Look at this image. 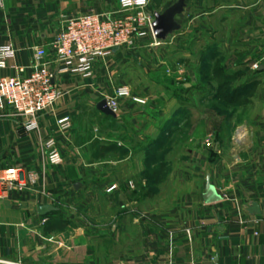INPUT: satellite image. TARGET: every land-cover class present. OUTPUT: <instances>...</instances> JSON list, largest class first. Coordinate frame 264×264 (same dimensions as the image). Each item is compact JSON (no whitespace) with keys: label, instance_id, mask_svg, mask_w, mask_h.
<instances>
[{"label":"crops","instance_id":"1","mask_svg":"<svg viewBox=\"0 0 264 264\" xmlns=\"http://www.w3.org/2000/svg\"><path fill=\"white\" fill-rule=\"evenodd\" d=\"M118 3L5 0L0 48L16 56L0 78L31 67L36 49L50 52L67 18ZM176 22L156 46L147 38L98 60L91 78H57L65 96L34 133L0 108V168L23 169V183L37 176L0 201V264H264V0H184ZM180 63L185 71L171 69ZM122 86L147 104L123 100L115 118L102 114ZM64 116L73 128L61 135ZM50 137L60 167L43 151Z\"/></svg>","mask_w":264,"mask_h":264},{"label":"built area","instance_id":"2","mask_svg":"<svg viewBox=\"0 0 264 264\" xmlns=\"http://www.w3.org/2000/svg\"><path fill=\"white\" fill-rule=\"evenodd\" d=\"M4 2L0 0V7ZM150 4L151 0H119L116 12H89L67 18L61 33L51 44L50 52L45 48L36 49L31 67L16 68L15 76L0 78V108L22 117L21 127L25 133L38 131L43 114L55 108L65 96V91L56 84L57 78L68 75L91 78L95 63L116 51L139 48L140 42L147 38H151L149 46L158 45L153 33L155 18L149 11ZM15 56L12 46L0 48V71L7 70ZM259 68V64L253 65L254 70ZM123 100L146 105V101L136 97L128 86L118 88L113 97L106 99L116 115ZM57 127L59 134L66 135L73 128V119L64 116L57 121ZM206 145H213L212 138L206 140ZM43 151L50 166L64 164L56 137L43 143ZM23 174L20 168H0V201L13 190L23 192L37 183L34 172L28 174L27 183H23ZM116 189L117 186H112L108 192Z\"/></svg>","mask_w":264,"mask_h":264},{"label":"water","instance_id":"3","mask_svg":"<svg viewBox=\"0 0 264 264\" xmlns=\"http://www.w3.org/2000/svg\"><path fill=\"white\" fill-rule=\"evenodd\" d=\"M184 11V0H179L177 4L165 12L163 15H156L155 21L153 23V33L157 41L162 42L167 39V37L173 34L177 29V17ZM97 109L106 116L116 117L117 115L108 107L106 100L101 101ZM213 192L209 190L207 192V200L213 202ZM51 211L50 207H43L40 210L41 215H45L47 212Z\"/></svg>","mask_w":264,"mask_h":264},{"label":"rangeland","instance_id":"4","mask_svg":"<svg viewBox=\"0 0 264 264\" xmlns=\"http://www.w3.org/2000/svg\"><path fill=\"white\" fill-rule=\"evenodd\" d=\"M170 2V0H151V4H150V7H149V11H150V13L152 14V11H154V10H159V9H164V6L166 5V4H168ZM150 41H151V39H149ZM162 43H160V45H161ZM149 45H151V44H149ZM200 49H195V51H197V52H200L199 51ZM126 51H129V50H126ZM203 66V65H202ZM137 67H139V66H137ZM163 66H160V67H156L155 68V70L157 71V72H159V71H161V68H162ZM173 68H177L178 70H184L185 69V65L184 64H177V65H175V67L174 66H171V69L173 70ZM201 68V65H200V67H199V70H201L200 69ZM143 70V69H142ZM165 70V71H164ZM163 70V72L166 74V76H168L169 74H171L170 72H171V70H170V67L168 66L166 69H164ZM186 70V69H185ZM184 70V71H185ZM149 73H147L146 75H147V79H151L150 78V75H148ZM146 75L143 73L142 74V79L144 80L145 78H146ZM145 83V82H144ZM145 86H146V83L144 84ZM143 85V86H144ZM144 86V87H145ZM129 87V86H128ZM142 87V86H141ZM130 88V87H129ZM131 89V88H130ZM144 88L142 87V90H143ZM141 99V98H140ZM144 101H146V100H144ZM146 104H147V101H146ZM210 104H212V102L210 103ZM143 106V105H142ZM214 106H215V104H214ZM196 115H200V113L199 114H196ZM217 115H218V113H217ZM214 116L216 117V114H212V117L214 118ZM213 120V119H212ZM182 147V146H181ZM181 155H182V152H180V156H179V158L181 157ZM171 159V158H170ZM174 161V160H173ZM173 161H170V160H168V161H165V164L168 162L169 164H170V162H171V164L173 163V165H174V167H177V166H175V165H177V162H173ZM167 163V164H168ZM178 165H183V163H181V161H180V163L178 164ZM132 186V185H131ZM117 189H118V187H117ZM116 189V190H117ZM115 190V191H116ZM167 194H169V193H165V195H164V197L166 198L167 197Z\"/></svg>","mask_w":264,"mask_h":264},{"label":"clouds","instance_id":"5","mask_svg":"<svg viewBox=\"0 0 264 264\" xmlns=\"http://www.w3.org/2000/svg\"><path fill=\"white\" fill-rule=\"evenodd\" d=\"M140 2H143V0H140Z\"/></svg>","mask_w":264,"mask_h":264}]
</instances>
